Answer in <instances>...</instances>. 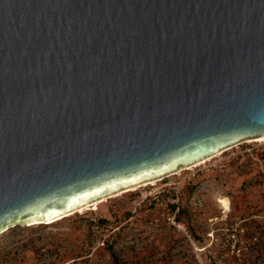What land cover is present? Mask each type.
<instances>
[{
    "label": "water",
    "instance_id": "1",
    "mask_svg": "<svg viewBox=\"0 0 264 264\" xmlns=\"http://www.w3.org/2000/svg\"><path fill=\"white\" fill-rule=\"evenodd\" d=\"M261 134L264 0H0V231Z\"/></svg>",
    "mask_w": 264,
    "mask_h": 264
},
{
    "label": "rangeland",
    "instance_id": "2",
    "mask_svg": "<svg viewBox=\"0 0 264 264\" xmlns=\"http://www.w3.org/2000/svg\"><path fill=\"white\" fill-rule=\"evenodd\" d=\"M214 155V156H212ZM47 223L0 231V264H264V139Z\"/></svg>",
    "mask_w": 264,
    "mask_h": 264
},
{
    "label": "bare ground",
    "instance_id": "3",
    "mask_svg": "<svg viewBox=\"0 0 264 264\" xmlns=\"http://www.w3.org/2000/svg\"><path fill=\"white\" fill-rule=\"evenodd\" d=\"M263 139H264V134H261V135H258V136L255 137V140H260V141H261V140H263ZM212 156H214V155H212ZM212 156L203 157V158H201V159H199V160H197V161L191 163L190 165H192V164L196 165V164H198V163H202V162H204L205 160L209 159V158L212 157ZM152 180H153V179H152ZM149 181H151V180H149ZM145 182H148V181H145ZM142 183H144V182H142ZM140 185H141V183H139V184L137 183V184H133V185L127 186V187H125V188H122V189L116 190V191H114L113 193H111V194H109V195H107V196H102L101 198L96 199V200H94V201H92V202H87V203H85V204L79 206L77 209H75V210H73V211H74V212H75V211H81V210H83L84 208H86V207L89 206V205H93L94 207H97V205H98L99 203L105 201L108 197H111V196H114V195L120 194V193H122V191H123V192H126V191H128V190H134V189H137L138 186H140ZM73 211H71V212H73ZM71 212H69L68 214H70ZM58 218H59V217H58ZM51 221H54V220H53V219H52V220L49 219V220H45V221H34V220H33V221L30 222V223H37V222H44V223H47V222H51Z\"/></svg>",
    "mask_w": 264,
    "mask_h": 264
},
{
    "label": "trees",
    "instance_id": "4",
    "mask_svg": "<svg viewBox=\"0 0 264 264\" xmlns=\"http://www.w3.org/2000/svg\"><path fill=\"white\" fill-rule=\"evenodd\" d=\"M114 264H123L116 254H113Z\"/></svg>",
    "mask_w": 264,
    "mask_h": 264
}]
</instances>
